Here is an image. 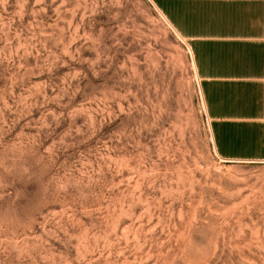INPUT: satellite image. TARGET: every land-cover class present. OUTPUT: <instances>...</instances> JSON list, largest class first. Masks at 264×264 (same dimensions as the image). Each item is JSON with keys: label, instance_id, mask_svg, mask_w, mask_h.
Masks as SVG:
<instances>
[{"label": "rangeland", "instance_id": "1", "mask_svg": "<svg viewBox=\"0 0 264 264\" xmlns=\"http://www.w3.org/2000/svg\"><path fill=\"white\" fill-rule=\"evenodd\" d=\"M0 264H264V164L150 0H0Z\"/></svg>", "mask_w": 264, "mask_h": 264}, {"label": "crops", "instance_id": "2", "mask_svg": "<svg viewBox=\"0 0 264 264\" xmlns=\"http://www.w3.org/2000/svg\"><path fill=\"white\" fill-rule=\"evenodd\" d=\"M190 51L217 157L264 164V0H150Z\"/></svg>", "mask_w": 264, "mask_h": 264}, {"label": "bare ground", "instance_id": "3", "mask_svg": "<svg viewBox=\"0 0 264 264\" xmlns=\"http://www.w3.org/2000/svg\"><path fill=\"white\" fill-rule=\"evenodd\" d=\"M156 11L159 13V15L163 18V20L167 23V21L165 20V18L161 15V13L156 9ZM178 37V36H177ZM189 50V48H188ZM190 52V51H189ZM192 66H193V69H194V65H193V61H192ZM204 106V104H203Z\"/></svg>", "mask_w": 264, "mask_h": 264}]
</instances>
